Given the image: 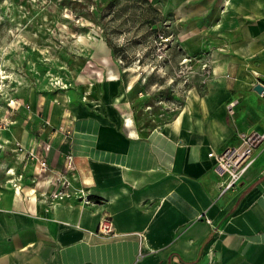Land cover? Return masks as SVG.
<instances>
[{"label": "crops", "instance_id": "obj_1", "mask_svg": "<svg viewBox=\"0 0 264 264\" xmlns=\"http://www.w3.org/2000/svg\"><path fill=\"white\" fill-rule=\"evenodd\" d=\"M174 8L199 25L198 41L215 43L222 81L146 132L112 101L132 80L121 87L107 78L92 101L47 100V160L59 168L71 152L75 183L92 201L50 204L33 183V162L0 148V264H264V141L229 187L208 155L264 131V98L254 89L264 84V0H177ZM16 172L19 188L10 184ZM104 216L112 235L95 232Z\"/></svg>", "mask_w": 264, "mask_h": 264}, {"label": "rangeland", "instance_id": "obj_2", "mask_svg": "<svg viewBox=\"0 0 264 264\" xmlns=\"http://www.w3.org/2000/svg\"><path fill=\"white\" fill-rule=\"evenodd\" d=\"M176 1L0 0L2 147L28 148L23 133L40 140L47 100H96L115 76L121 87L132 80L112 101L141 132L196 107L222 78L215 43L198 41Z\"/></svg>", "mask_w": 264, "mask_h": 264}, {"label": "built area", "instance_id": "obj_3", "mask_svg": "<svg viewBox=\"0 0 264 264\" xmlns=\"http://www.w3.org/2000/svg\"><path fill=\"white\" fill-rule=\"evenodd\" d=\"M259 94L264 98V84ZM231 105V103H229ZM48 124V121L45 120ZM8 140V139H7ZM6 140V141H7ZM5 141V140H4ZM264 141V131L259 132L250 130L240 134L238 145H228L220 151L210 150L208 155L214 159L215 168L221 174H225L224 187H229L235 183L242 174L248 169L254 160L253 151L256 146ZM13 148L16 152H23L22 160H31L33 162L34 176L33 183L38 185L41 194L48 197V202L59 203L66 198L75 197L80 199L81 203H90L92 199L82 182L75 183L77 178L74 156L71 152L63 155L62 165L59 168L53 167L47 160L50 143L46 139L34 140L28 148H23L19 140H15ZM3 143L0 142V148ZM11 167L7 168V170ZM22 172H16L15 177L10 179V184L14 188H19V181L22 179ZM40 183V184H39ZM51 187V189H50ZM100 235H112L115 232V225L109 216L102 217L97 224L96 231ZM209 263L213 264L212 258Z\"/></svg>", "mask_w": 264, "mask_h": 264}, {"label": "water", "instance_id": "obj_4", "mask_svg": "<svg viewBox=\"0 0 264 264\" xmlns=\"http://www.w3.org/2000/svg\"><path fill=\"white\" fill-rule=\"evenodd\" d=\"M262 88H263V86L260 83H256L254 85V89L257 90V91H260Z\"/></svg>", "mask_w": 264, "mask_h": 264}]
</instances>
